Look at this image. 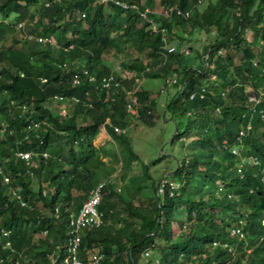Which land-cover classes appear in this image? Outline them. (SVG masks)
<instances>
[{
  "label": "trees",
  "instance_id": "obj_1",
  "mask_svg": "<svg viewBox=\"0 0 264 264\" xmlns=\"http://www.w3.org/2000/svg\"><path fill=\"white\" fill-rule=\"evenodd\" d=\"M127 1L140 9L152 10L156 4ZM203 2L158 0L160 6L191 13L185 18L175 12L164 16L149 11L158 27H164L162 32L153 31L138 8L124 9L113 2L61 0L28 12L29 5H38L39 0H0V16L15 12V22L0 21L4 30L13 32L12 42L0 47V93L5 95L0 102V164L11 177L5 183L0 173V264L60 263L66 254L70 213L101 180L94 167L101 155L94 144L100 124L133 160L140 158L131 136L113 128L126 126L129 118L126 81L114 70L125 89L107 93L98 84L113 71L104 56L121 43L147 55V59L139 54L124 60L123 67L163 79L174 71L180 75L165 110L185 120L181 128L177 125L171 142L195 131L189 144L192 152L177 159L167 175L179 183L173 194L165 188L162 195L149 196L146 204H135L106 180L100 203L103 222L82 230L79 258L83 264H264V117L260 113L264 110V0H207L201 9ZM177 27L189 33L195 27L214 28V38L200 52L187 45L198 54V65L183 63L185 54L178 51L186 44L183 37L176 51H164L163 36L171 39ZM247 30L250 38L243 35ZM29 33L35 37L28 39ZM53 35L55 43L37 40ZM70 44L73 50L65 49ZM75 51L81 52L80 59ZM75 65L84 66L95 79L83 76L80 83H73ZM248 86L258 94V102L249 99ZM202 87L206 91L201 97ZM55 94L64 100H57ZM149 95L141 84L138 117L145 122H153L156 115V102ZM52 102L67 109H54ZM31 120L39 121L40 127L26 136ZM248 123L251 128L240 134ZM223 140L227 147L221 146ZM232 146L238 147L237 153ZM18 149L33 150L36 164L14 154ZM43 151L50 154L47 162ZM241 156L259 161L239 172ZM255 186L257 190L251 191ZM152 188L156 189L155 182ZM173 224L179 227L177 232ZM234 226H241L245 238L231 234ZM43 229L48 233L43 234ZM53 248L60 253L56 260L47 257ZM93 249L102 254L98 263L90 260ZM145 249L151 250L147 261L142 260Z\"/></svg>",
  "mask_w": 264,
  "mask_h": 264
},
{
  "label": "rangeland",
  "instance_id": "obj_2",
  "mask_svg": "<svg viewBox=\"0 0 264 264\" xmlns=\"http://www.w3.org/2000/svg\"><path fill=\"white\" fill-rule=\"evenodd\" d=\"M45 1L46 0H39L38 5L30 4L27 11H36L40 4H45ZM154 1L156 2L155 9L158 11L162 10V7L158 5V0ZM206 2L207 0H204L203 4L200 6L201 9L206 4ZM104 8L108 10V7L104 6ZM14 14L15 12L10 13L8 16L1 15L0 21L13 23L15 22ZM23 20L20 22L22 23ZM18 23L19 21L16 22V28L19 26ZM176 29V32L172 33V36L170 37L171 41L176 44L183 37L186 39L185 45L193 44L194 49L199 48V52L202 46L211 41L215 36L213 27L209 29L195 27L190 33L180 30L179 27ZM0 32L2 34L0 47H5L12 42L11 38L13 32L10 30H4V28L1 26ZM243 35L250 38L251 31H244ZM49 38L53 43L57 41L56 36L54 35L50 36ZM21 46H24L23 42ZM191 51L192 49L190 50L189 54L183 55V63L194 66L198 65L199 56L195 50L192 52ZM139 54H141L144 59H147V55L146 53H143V51L141 52L136 50L132 45L124 46L121 43L116 50H112L107 53L104 56V59L110 64L111 69L118 71L117 73H119L126 81L128 87L132 86L133 84L134 86H140L141 84H144L149 91V98L156 102V115L153 122H145L140 121L139 118L137 120L131 118L133 120L132 123L134 124L128 130V132L132 139L133 149L139 154L140 158L133 160L123 145L114 147L110 144L106 147L111 146V154H109V156H104L101 154L98 157V160H94V167H100L107 172H114L112 175L115 176L113 177L114 179L111 178V181L115 185L117 183V186H120V189L124 194L131 195L133 197V201L136 204H146L148 202V196H152L154 193L152 182H156L163 173L172 171L176 166L177 159H181L183 156H189V154L192 152V148L189 144L195 136V131L186 132L183 134L182 138L173 140L171 142V137L177 128V125L181 128L185 123V120L184 118H179L177 116L171 117L165 110V91L162 92L159 89L163 83V78L149 77L147 75L143 76L142 74H138L134 69H129L122 66L121 62L137 57ZM74 56H77L80 59L81 52H76ZM168 86H171L173 89H175L173 84ZM173 89L171 90V88H169L171 93L173 92ZM246 90L250 97L256 98V92L251 87H246ZM52 106L54 109L59 111H65L67 109V106L62 103L60 106H58V104L52 102ZM101 140L103 139L97 140L96 144H100V146L104 145L101 143ZM104 173L105 172L101 174L103 176H107V174ZM139 184H142V186L140 185L138 187ZM77 191L78 190L74 189V193H77ZM38 227L39 226H37L36 229ZM173 229L174 232L179 230L177 224H173ZM96 251H98V249H93L90 253H95Z\"/></svg>",
  "mask_w": 264,
  "mask_h": 264
},
{
  "label": "built area",
  "instance_id": "obj_3",
  "mask_svg": "<svg viewBox=\"0 0 264 264\" xmlns=\"http://www.w3.org/2000/svg\"><path fill=\"white\" fill-rule=\"evenodd\" d=\"M54 1H61V0H46L45 1V6H50L52 2ZM96 3L99 4H107L108 2H113L115 5L120 6L121 8L128 9V8H138L139 14L143 17L146 18L150 22V27L153 31H158L161 30L162 32H165L164 27H158L155 19L150 18L148 16V12H156L163 14L164 16H169L172 12H175L176 14L183 15L185 18L190 16V10L187 11H182L180 8H177L175 6L171 7H162V10L158 11L156 9H150L148 6H145L143 9H140L135 3H131L127 0H94ZM204 0H198V3H202ZM85 15V13H82V17ZM23 22H19L18 25L21 26ZM28 39H32L35 37V35L29 33L26 35ZM38 41H50L51 39L49 37L45 36H37ZM73 47L72 44H70L68 47L65 49H71ZM163 48L164 51L167 52H173L177 50V45L171 41V39L168 38V36L164 35L163 36ZM190 48L187 45H181L178 48V51L182 54H188L190 52ZM256 63V61H254ZM66 63H63L65 65ZM111 71L108 74L103 75L98 84L100 86V89H105L107 93H110L111 90H116L119 91L120 89H125L124 85L122 82L118 79L116 73ZM83 76H86L89 80H94V75L89 74L88 70L83 66H74L73 72H72V82L73 83H80L83 79ZM42 81H45L46 78H41ZM180 82V75L174 71L171 74L167 75L163 79V84L161 89L164 88L165 85L169 84H175ZM184 85V82L183 84ZM264 86V82H263ZM137 88L138 86H130L129 88H126L127 91V101H126V109L131 113L132 116L137 117L139 115L138 112V97H137ZM206 88L202 87L199 91V95L202 97L205 95ZM256 98L250 97L249 99L255 100L256 102L259 101V96L257 93ZM196 95L195 92H191L190 97H194ZM54 97L57 100H64L63 96L60 94H55ZM5 99V95L3 93H0V102ZM72 100L78 101V97L72 96ZM113 99V98H112ZM12 103V100H11ZM22 108H26L25 105L22 106ZM217 111H220L219 107L216 108ZM261 116L264 117V110L260 111ZM40 127V122L39 121H30L26 124L25 130H26V136L29 132L30 129ZM114 130L117 132H126V127H119L117 125L113 126ZM251 128V124L248 123L246 128H242L240 130V134H244L247 129ZM3 129H0L2 132ZM221 146H228L227 141L223 140ZM231 151L234 153L238 152V147L237 146H232L230 147ZM17 156L20 158L24 159L25 162L29 165L35 164V158L37 154L33 150H16L14 152ZM36 154V155H35ZM49 152L48 151H43L42 152V158L44 162H47V159L49 157ZM6 159V158H5ZM258 159L254 156H241L239 162H238V170L239 172H242V167L243 166H249V165H254L258 163ZM264 170V169H263ZM264 172V171H263ZM0 173L3 174V181L9 182L11 180V177L7 174H4L3 172V166L0 164ZM242 174V173H241ZM261 182H262V189H261V195L264 196V173L261 177ZM105 184V180H100L97 182L91 189L89 190V196L83 200L79 208L75 212L70 213L69 217V235L68 239L66 242V254L65 256L60 259L59 264H83L82 260L78 256V251H79V246L81 242V237H82V230L83 229H88V228H95L98 227L102 224L103 222V211L100 208V203L102 199V193H103V187ZM179 186V183L175 181L174 179L170 178L167 175H164L160 177L158 180L157 186H156V195L160 196L162 195L163 191L165 188H168L170 191V194H173L174 188H177ZM257 186L252 187L250 190H257ZM19 196V195H18ZM24 203V202H23ZM57 210V208H55ZM231 234H237L240 238H245V233L242 230L241 226H234L230 230ZM5 235L8 233L7 231L4 230L3 232ZM43 234L48 233V229H43L42 230ZM10 241H6V245H9ZM151 250L150 249H145L142 252V255L144 257V260L147 261L148 255H150ZM47 257L51 258V260H56L57 258L60 257V253L58 249L53 248L51 249L50 252L47 253ZM102 257V254L100 252H95L92 253L90 256V260L93 263H98L100 258ZM155 262L158 261L157 258L154 260ZM18 263V260H17Z\"/></svg>",
  "mask_w": 264,
  "mask_h": 264
},
{
  "label": "crops",
  "instance_id": "obj_4",
  "mask_svg": "<svg viewBox=\"0 0 264 264\" xmlns=\"http://www.w3.org/2000/svg\"><path fill=\"white\" fill-rule=\"evenodd\" d=\"M189 54V53H188ZM163 84V83H162ZM162 84H161V86H160V91H162V92H164L165 91V96L164 97H166L165 98V101H167L168 100V98L174 93V91H175V89H173L171 86H168V85H165L164 86V88L163 89H161V87H162ZM169 85H171V84H169ZM138 86V85H137ZM168 86V87H167ZM127 88H129L128 86H127ZM169 88H171V90L173 89V92L171 93L170 92V90H169ZM139 89V86H138V88H137V90ZM125 109H126V106H125ZM126 111L128 112V114H129V118L127 119V125L126 126H124V127H126V133H128L129 134V132H128V130L133 126V124L134 123H132L133 122V120L131 119V118H133V119H138L139 117V115L137 116V117H134V116H132L131 115V113L126 109ZM140 119V118H139ZM140 121H143V120H141L140 119ZM100 139H103V140H101V143L102 144H104V145H102V146H100V144H96V141L97 140H100ZM109 139H111V140H109ZM95 140V142H94V144H95V146L96 147H98L99 149H101V154L103 153V155L104 156H109V154H111L110 153V151H111V149H110V147L111 146H114V147H118L119 146V144H118V142L110 135V133L107 131V129H106V126H105V124L103 123V124H100L99 125V132H98V134H97V138L96 139H94ZM111 144V146L110 147H106V146H108V145H110ZM104 152H106V155H105V153ZM112 152V151H111ZM36 164V163H35ZM95 170H96V172H97V174L99 175V177H100V179L101 180H104L105 179V181L106 180H111V178H113L115 175H112L114 172H107V171H105L104 169H101L100 167H95ZM103 172H105L104 174H107V176H103L101 173H103ZM172 171H170V172H166V173H163L164 175H168L169 173H171ZM161 175L160 177H162V176H164V175ZM160 177L157 179V181L155 182V184H156V186H157V183H158V180L160 179ZM114 179V178H113ZM116 185H117V183H116ZM120 187V186H119ZM154 193L156 194V189L154 190ZM89 196V195H88ZM127 196H129V197H131V199L133 200V197L131 196V195H127ZM149 197V196H148ZM83 200H85V199H83ZM83 202V201H82ZM81 202V203H82ZM134 202V201H133ZM135 203V202H134ZM136 204V203H135ZM81 205V204H80ZM72 212H75V211H72ZM142 260H144V257H143V255H142Z\"/></svg>",
  "mask_w": 264,
  "mask_h": 264
},
{
  "label": "water",
  "instance_id": "obj_5",
  "mask_svg": "<svg viewBox=\"0 0 264 264\" xmlns=\"http://www.w3.org/2000/svg\"><path fill=\"white\" fill-rule=\"evenodd\" d=\"M175 131H176V129H175ZM175 131H174V132H175Z\"/></svg>",
  "mask_w": 264,
  "mask_h": 264
}]
</instances>
